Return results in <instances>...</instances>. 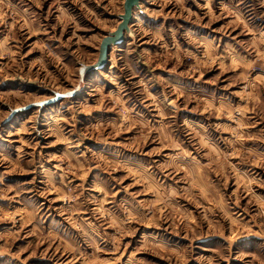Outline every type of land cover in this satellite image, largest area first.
I'll return each mask as SVG.
<instances>
[{
  "label": "rangeland",
  "instance_id": "obj_1",
  "mask_svg": "<svg viewBox=\"0 0 264 264\" xmlns=\"http://www.w3.org/2000/svg\"><path fill=\"white\" fill-rule=\"evenodd\" d=\"M0 0V264H264V0ZM115 32V31H114Z\"/></svg>",
  "mask_w": 264,
  "mask_h": 264
},
{
  "label": "water",
  "instance_id": "obj_2",
  "mask_svg": "<svg viewBox=\"0 0 264 264\" xmlns=\"http://www.w3.org/2000/svg\"><path fill=\"white\" fill-rule=\"evenodd\" d=\"M141 0H124L123 13L119 16L120 23L115 32L105 37L100 45V57L96 67L101 66L106 59L107 49L112 44H120L124 39V33L128 30V25L132 18V11L139 6Z\"/></svg>",
  "mask_w": 264,
  "mask_h": 264
},
{
  "label": "bare ground",
  "instance_id": "obj_3",
  "mask_svg": "<svg viewBox=\"0 0 264 264\" xmlns=\"http://www.w3.org/2000/svg\"><path fill=\"white\" fill-rule=\"evenodd\" d=\"M139 5H140V4H139ZM132 13H133V11H132ZM119 23H120V20H119ZM119 23H118V24H119ZM117 26H118V25H117ZM128 30H130L129 25H128ZM114 31H115V30H114ZM114 31H112V32H114Z\"/></svg>",
  "mask_w": 264,
  "mask_h": 264
}]
</instances>
